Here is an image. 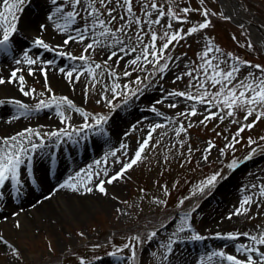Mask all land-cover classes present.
Returning a JSON list of instances; mask_svg holds the SVG:
<instances>
[{"label":"rangeland","instance_id":"rangeland-1","mask_svg":"<svg viewBox=\"0 0 264 264\" xmlns=\"http://www.w3.org/2000/svg\"><path fill=\"white\" fill-rule=\"evenodd\" d=\"M31 1L24 0V3L20 5L22 10L15 13L17 19L12 21L9 17V25L12 22L15 24L19 22L23 11L31 9ZM43 1H46L51 16L57 7L63 8L65 12L71 11L70 5L64 3V0H57L55 5L52 4V0ZM240 1L249 17L254 16L264 24V0ZM10 2H15V0H10ZM86 2L87 0H85ZM154 2L158 4L159 10L165 12L169 7L174 12H179L180 9L184 8L191 9L186 16L180 13L184 20L183 23H177L165 16L160 25L153 26L158 36H163L165 31L174 32L177 29L181 30L182 34L187 33L189 28L204 21L201 12L205 10L210 13L208 16L210 26L190 36L185 35V38L179 43L173 42L165 53V60L161 61V64L168 63V69L164 73L156 72L155 75H149L154 72L151 65H147L145 70L141 71L138 68L134 70L127 64V61L140 54L139 50L135 54L126 56L122 53L119 54L123 58L118 63L115 57L112 61H108V65L114 68L118 75V79L115 81L109 76L108 71H104L103 76L98 75L103 70L104 62L107 60L110 51H118L119 49V46L115 49H109L106 45L111 43L110 40L106 41L102 48L89 50L91 56L88 60V66L93 68L99 81L95 87L92 86V77L84 72V67L80 61L70 60L67 55L63 56L66 60V70H70L75 65L83 73L78 80L77 96L74 98L57 94L50 87L48 81L46 88L45 80L39 78L34 82H28L29 89L35 91L32 93L31 103L26 104V107L33 109L39 101H48L53 95L57 98L66 97L75 108H80L89 115L88 123L93 126L84 131H79L80 126L85 122L83 116L66 106L61 108L66 117V122L61 123V118L57 115L55 107H51L44 109L48 115L55 114V120L52 123L23 124L4 137L14 136L28 128L41 134L45 147L28 153L32 157L31 167H36L40 156L47 153L58 160L69 156L77 158V165L67 171L65 180L78 171L89 169L93 173H100L102 179L105 169L109 175L115 174L122 166L116 161L127 163L129 159L134 157L143 140L148 138L149 133H151V139L140 161L128 170L122 179L109 185L112 188L106 190L109 200L113 204L112 208L104 207L100 212L101 214L92 209L88 218L79 222H67L66 225L61 226V231L58 234H53V236L48 235L45 231L34 234L32 237L26 238L30 245L24 241L18 242L9 249L8 253L2 254L0 252V264H80L81 260L84 261V264H177L181 259H186L191 264H226L225 261L217 257H213L210 261L207 259L212 252L226 250L223 244L215 242L210 247L186 256V243L198 242L190 239L192 235H200L203 237L202 240H205L219 236L227 237L229 234L250 233L258 235L264 231V198L259 196V189L264 186V148L261 147L264 145V139H262L264 138V118L256 121L255 114H253L245 120L244 111L236 110L234 117H227L224 116L223 112H219L216 118L204 120V117L210 112H218L217 107L168 96V93L172 91L196 93V89L191 87L195 81L184 73L199 67L202 63L199 57L209 43L214 49L219 48L221 50V53L224 54L221 56L222 60H226V54L231 53L240 61L247 62V64L241 63L239 65L240 72L236 74L237 81L247 77L249 72L258 73L257 69L248 65L264 67V52L252 39L249 26L241 25L237 21L238 25H235L232 21L224 19L223 6L220 0H154ZM148 3L150 0H133V16L142 21L149 19L143 10V5ZM117 4L118 0H111L108 5L115 9L113 15L117 17L111 25H108L113 30L127 23V20L121 21L119 19L126 13ZM94 6L100 8L98 0ZM0 11H3V0H0ZM100 11L102 19H109L104 8H100ZM156 15V12H153L151 18L155 19ZM257 20L251 18V22L255 24ZM42 22L46 23L42 24V30L46 34L49 32H57L58 35L63 33L56 27L57 23H64L59 15L53 16L51 20L44 17ZM168 24L172 25L171 29L167 28ZM85 27H87L86 13L80 9V16L70 27L71 35H77L76 30ZM141 29L144 32L151 31L143 23L139 26L133 24L125 31L128 32L129 36L134 37L135 33ZM118 35L125 40L129 47L132 46L128 36H124L123 33ZM144 41L150 43V37L145 35ZM90 42H92L91 36L86 38L83 43L76 42L74 48L62 50V52L78 57L83 52L85 45ZM163 42L158 39L157 47L159 48ZM249 43L252 44L251 48L247 47ZM49 48L51 49L50 45ZM50 52L54 61L62 58L56 54L61 50L56 48L55 51ZM221 53H213L212 55L219 56ZM84 54L88 56V53ZM169 55L173 59L168 60L167 56ZM29 57H39L44 62L46 60L44 54L35 53ZM95 63L101 64L102 69H95ZM230 63H235V61H230ZM221 67L226 68L227 65L222 64ZM125 69L130 71L131 75L124 76ZM194 75L202 76L203 74L196 72ZM75 76L74 73L73 79ZM145 76H148L149 79L140 86L142 91L137 96L132 97L127 104L124 103L122 95L113 99L111 92L106 91V87L110 88L114 82L121 85V90L124 84H128L130 90H135L137 85L134 81L137 77L143 80ZM177 76H180L181 79L176 80ZM206 87L209 92L217 90L209 84H206ZM86 88L87 91H85ZM102 97L112 100V104L116 107L111 109ZM141 97H146V105L140 101ZM157 101L160 102L157 103ZM173 103L177 105L175 108L170 107V104ZM193 107H195L197 114L194 116L186 115ZM122 110L134 111L136 115L135 117L132 115L121 117L116 124L109 125L107 129L112 135V141L105 148L97 151V154L86 157L87 150L91 152V148L94 146L92 145L93 142L85 139L90 134L100 130L94 126L91 117L102 115L107 117L108 122ZM181 113H185V115H180ZM220 116H224V118L221 120ZM202 120L204 123H201ZM234 120L238 123H234ZM106 123L102 124L101 128L105 127ZM250 123L254 126L252 128L245 127V130L236 137V140H233L238 129ZM157 124L160 127L153 131ZM181 126L184 131L180 135H176L175 130ZM52 131L61 132L60 137H53L50 140L43 135ZM65 131L70 136L66 135ZM250 139L255 143L250 145ZM32 140L39 143L35 136ZM82 141H84L83 145H81ZM230 142L234 147L225 148V145ZM78 145L79 147H77ZM123 145L126 147H122ZM210 145L212 146L211 150L206 152L205 149ZM46 149L49 152H44ZM222 149L224 150L223 155L221 154ZM252 149L256 151L252 153ZM112 152H115L116 155L112 156ZM249 153H252L251 158L245 159ZM205 156L207 160L204 159ZM234 160L237 162L235 168L229 169L227 165ZM97 161L100 163L97 164ZM25 162L28 164L27 160ZM216 172H220L221 176L226 178H218L214 187L205 189L203 193L199 192L197 185ZM231 176V182L237 187L239 199L229 198V213L239 206L240 201L246 195L253 196L255 200H258L259 206L253 204L247 215L235 216L237 217L235 220L225 223L222 228L212 229L205 223L207 221L205 219H209L210 212H205L204 208L206 205L210 208L213 207L216 203L217 188H220ZM22 180L23 175L21 182ZM252 185L257 187L252 188ZM0 192L3 193L2 190ZM181 201L183 204L180 203ZM186 216L187 219H185ZM181 227H185L186 230L179 233L178 237L173 236V233ZM153 231L157 235L149 241L147 237ZM132 237H137L138 240L134 241ZM49 240H53L52 248L48 246ZM172 240L177 242L172 244L170 251L172 254H170L167 245ZM181 240H184L181 249L182 258L176 254L179 251L177 244ZM228 241L233 248L240 243H249L242 236L238 240L228 239ZM125 244H129L131 247L125 248ZM258 247L264 250V246ZM13 249L16 251V255H13ZM133 251L135 258L130 259ZM112 253H116V255H112ZM165 254L168 255L167 260L164 259ZM240 258L243 259V257ZM112 259L113 262H108Z\"/></svg>","mask_w":264,"mask_h":264},{"label":"snow or ice","instance_id":"snow-or-ice-1","mask_svg":"<svg viewBox=\"0 0 264 264\" xmlns=\"http://www.w3.org/2000/svg\"><path fill=\"white\" fill-rule=\"evenodd\" d=\"M97 0H64V3L69 4L71 7V11L65 12L63 8L57 7L52 16H49L48 19L51 20L53 16L59 15L60 19L63 20V24L57 23V29L61 31H68L71 25H73L77 17L80 16V9L86 13L87 19V27L85 28H78L77 35H68L66 39L63 40V46L68 45L70 42H79L83 43L86 38L89 36L92 37V42L87 43L83 49L81 55L73 56L70 53L66 54L64 52H57L58 56H65L73 61H80L84 67V72H87L89 76L92 77L93 84L92 86L95 87L96 83H99L97 80V74L94 72L92 67L88 66V60L91 56V52L89 50H95L97 48H102L105 46L106 41H111L106 46L109 49H115L119 46L118 51H110L107 56V60L104 62L103 70L98 74L100 76L104 75V71H108L109 76L115 81L118 79V75L114 68H111L108 65V61H112L113 58H117L116 62L118 63L120 59L123 57L119 54L129 55L135 54L139 50V55H135L134 58L127 61V64L135 70L138 68L141 71H144L147 65H151L154 69L153 73L149 75H155L156 72L164 73L166 69H168V63L161 64L162 60H165V53L169 49V46L173 44V42L179 43L180 40L185 38V35H192L200 30L207 29L210 26V22L208 21V13L206 10L201 12V15L204 17V21L197 26H193L187 30V33L182 34L181 30L177 29L174 32L165 31L163 36H158L157 31L154 29L153 26L160 25L161 20L167 16L169 19L176 21L177 23H183L184 20L181 18L180 13H183L186 16L191 9L184 8L180 9L179 12H174L171 7L167 9V11L159 10V6L154 0H150V3L143 5L144 14L149 19L142 21L139 18H135L133 16V0H118V7H122L126 13L125 16H120L119 19L121 21L127 20V23L122 24L120 27L115 28L114 30L110 28L108 25H111L117 17L113 15L115 11L114 8L109 7L108 5L111 3V0H98L100 8H104L106 10V15L109 19L105 20L102 19V13L100 8L95 7ZM24 3V0H15V2H10V0H3V11H0V30H2L3 35L0 38V49L7 50V46L9 44L10 37L16 31V24L12 22L9 25V17H11L12 21L17 19L15 13L20 9V5ZM57 0H52V4H56ZM79 6V7H78ZM153 12H156V18L152 19ZM224 19H228V17H224ZM146 24L150 32H144L142 29L135 33V36H129L128 32L125 29L129 28L131 25L135 24L137 26L141 24ZM242 27V26H241ZM167 28L171 29L172 25L168 24ZM119 33H123L124 36H128L129 42L132 43V46L129 47L128 44L125 43V40L119 36ZM148 35L150 37V43H145L144 36ZM162 40L164 41L160 47H157V41ZM134 41V42H133ZM34 47L42 48L49 51H55V49H50L49 45L45 43L42 39H36L34 41ZM247 47L251 48L252 44L249 43ZM84 53H88L86 56ZM213 53H221L219 48H213L211 43L207 45L206 50L201 54L199 59L202 63L199 65L198 68H194L191 71H187L184 75H187L195 81L191 87L196 89V93L190 92H183V91H172L168 93V96L173 97H180L187 99L189 101H194L197 104H207L217 107L218 112H210L209 115L204 117V120L214 119L218 116L219 112H223L224 116L227 117H234L236 110L244 111V119L247 120L248 117L253 116L255 114V120L259 121L261 118H264V67L261 65H248L249 67L255 68L258 70V73L249 72L248 76L242 80L237 81V73L240 72L239 65L241 63L247 64L246 61H240L238 57H233L231 53H227V59L222 60L221 55H212ZM168 60L173 59L170 55L167 56ZM230 61H235V63H230ZM38 62V58H30L28 53L25 52L23 55L22 60H16V64L19 65L21 63H26L27 65H36ZM47 64H52V61L46 62ZM94 63V62H93ZM226 64V68H222L221 65ZM95 69H102V65L99 63H95ZM20 69H15L11 71L10 76L8 79L0 78V85L4 84H12L14 82H18L20 85V91L25 96H30L35 90H25L24 88V76L19 75L18 72ZM64 76L75 83L79 80L80 75L83 73L80 72L75 65L71 67L70 70L66 71L65 68L61 67L59 69ZM42 74L45 76V87L47 88V74L41 69ZM201 72L202 76H196L194 73ZM74 73L76 74L75 79H73ZM31 69L28 71V75H33ZM124 76L131 75V72L127 69L123 72ZM149 77L145 76L143 80L140 77L134 81L137 85L135 90H130L128 84H124L122 86L118 83H113L110 88L106 87V91H110L112 94L113 99H115L118 95H122L124 97V103L127 102L132 98L137 96V94L142 91L141 85L144 83L145 80H148ZM181 77L177 76L176 80H180ZM234 81H237L234 83ZM206 84L211 85L212 88L217 89L215 92H209ZM50 91V89H48ZM120 90V91H118ZM87 91V88L85 89ZM107 105L114 109L116 105L112 104V100H108L105 97ZM160 101H157L159 103ZM17 105V113L14 116L15 119H19L20 116H25L32 111H39L42 108H51L55 107L57 111V115L61 118V123L66 122V117L64 116L63 111H61L62 106H66L68 109H72L75 112H78L84 118V124H82L79 128V131H84L92 127L88 123L89 115L83 112L80 108H75L73 103L67 99L66 97H59L57 98L53 95L48 101L41 100L39 103L36 104L35 109L27 108L24 104L20 103L19 101H13ZM177 105L175 103L170 104V107L175 108ZM154 111V109H153ZM196 109L193 107L190 112L186 115L194 116L196 115ZM180 115H185V113H181ZM224 116H220L222 120ZM91 119L94 121V126L97 129L103 130L101 125L107 122V117L98 115L93 116ZM204 120L201 123H204ZM234 123H238V121H233ZM254 124L250 123L246 126H241L238 131L236 132L233 140H236V137L240 135L241 132L245 130V127L252 128ZM160 127L159 124L155 125V128ZM176 135H180L181 132L184 131V128L181 126L177 128ZM66 135H69L65 131ZM44 136H47L50 140L53 137L59 138L61 132L59 131H52L48 133H44ZM33 136L39 141V143L33 142ZM151 139V133H149L148 138L144 139L143 142L140 144L139 148L136 150L135 155L133 158L129 159L127 163L117 160L116 163H120L122 166L118 172L113 175H109L108 171L105 169L103 171V179L100 178V173H93L91 169L87 171H78L74 175L69 176L64 183L60 185L61 189H69L74 193H80L81 195L85 193H93L98 192L102 195H107L105 185H111L115 181L122 179L125 176V173L128 170L132 169L134 165H136L145 151L146 146ZM264 139V138H262ZM239 142V141H236ZM255 141L249 140V144H253ZM45 147V142L41 137V134L38 132H34L33 129L28 128L24 131L17 133L14 136L7 137L0 139V190L6 188V182H11L13 188L16 189V195H22L21 189V177H22V170L21 165L25 164V160L28 162V167L30 169L32 157L28 155L30 152H35L37 149ZM122 147H126L123 145ZM211 145L205 149V151L211 150ZM234 147V145L230 142L229 144L225 145V148ZM264 148V145H261ZM256 150L252 149V153ZM224 150H221V154L223 155ZM245 159L251 158V154ZM112 156H115L116 153L112 152ZM207 160V157H204ZM97 164L100 161L96 162ZM237 162L234 160L227 165L229 169H234ZM95 177V182H94ZM218 178L223 179L226 177H222L220 172H216L213 175L207 177L201 184L197 185V190L201 193L205 191V189H210L215 186L218 181ZM92 185V186H89ZM252 188H256V185H252ZM259 196L264 198V186L260 187L259 189ZM3 193L0 192V200H3ZM51 196L45 197V199H50ZM183 204V201L180 202ZM253 204H257L259 206V201L255 200L253 196H244V198L240 201L239 206L233 211L231 214L232 216H241L247 215L250 207ZM187 219V216L185 217ZM231 219V216L229 217ZM16 228H20L21 224L16 222ZM186 230L185 227H181L177 229L176 232L173 233V236H179V233L184 232ZM82 235V234H81ZM157 233L155 231L151 232L147 239L150 241L152 240ZM241 236L248 240V244L240 243L237 244L235 247L236 252L239 254L240 257L243 259L238 258L234 255H228L223 251L212 252L208 255L207 259L210 261L213 257H217L222 261H225L226 264H264V250L258 246H264V231L260 232L258 235H252L250 233H241V234H229L226 239L229 240H238ZM193 241H200L203 239L200 235H192L190 237ZM132 240H138L137 237H132ZM176 240H172L171 243L167 245L169 252L171 251L172 244L176 243ZM3 237H0V244H4ZM125 248H130L129 244L124 245ZM13 255H16V251L13 249ZM112 255H116V253H112ZM135 258V252L131 253L130 259ZM168 255L165 254L164 259L167 260ZM80 264H84V261L81 260Z\"/></svg>","mask_w":264,"mask_h":264},{"label":"bare ground","instance_id":"bare-ground-1","mask_svg":"<svg viewBox=\"0 0 264 264\" xmlns=\"http://www.w3.org/2000/svg\"><path fill=\"white\" fill-rule=\"evenodd\" d=\"M220 1L225 12L230 11L232 19L245 23L250 27L249 33L252 39L264 52V24L254 16L250 17L255 19V21L257 20V23L251 22V18L246 13V10H244L240 0ZM45 2L43 0H32L30 2L31 9L23 11L21 14L19 22L16 23V31L10 37L7 50L0 49V78L8 79L11 71L20 69L18 76H24V88L27 91L30 90L28 87L30 82H34L39 78L45 80V76L41 72V69H43L47 74V81L55 93L75 98L79 82L72 83L59 71L61 67L66 70V60L64 57L54 61V57L51 58L49 50L45 51V49L34 47L36 39H42L51 46V49L57 48L61 51H66L76 46V42H70L68 45L63 46V40L72 34L70 28L69 31H63L60 35L55 30L53 31L56 33L49 32L48 34L42 30V24H46L42 22L43 18L50 15ZM2 35L3 32L0 30V38H2ZM25 52L29 56L35 53H38V55L44 54L46 60L44 62L38 57L36 65L29 66L26 63L17 65L16 60H22ZM47 61H52V64H47ZM29 69L32 70L33 75H28ZM19 89L20 85L18 82L0 85V139L8 136L13 129L23 124H47L55 120V114L48 115L44 108L15 119L14 116L18 109L13 101H19L27 106L26 104L31 103L33 99L32 94L25 96ZM145 98L141 97V100L139 99L143 105H146L147 102ZM129 115L135 117L136 113L134 111L122 110L119 114L108 120L105 127H102V131L98 130L90 134L85 140L93 142L92 145L94 147L91 148V152L87 150L86 157L97 154V151L105 148L112 141V135H110L107 129L109 125H114L121 117ZM83 144L84 141H82L81 145ZM44 152H49V150L46 149ZM77 162V158H73L72 156L63 157L58 160L51 157L49 153L40 156L36 167L30 166L29 169L28 164L25 162L24 165H21L23 180L25 182L23 180L21 182L22 195L19 196L16 195V189L12 187L10 181L6 182V188L2 189L4 198L0 200V237H3L4 241H6V243L0 244V252L2 254L8 253L9 249L18 242L24 241L29 244L26 238L32 237L41 231H45L50 236L58 234L61 231V226L66 225L67 222H79L88 218L92 209L101 214L100 212H102L104 207L112 208L113 204L110 202L108 194L105 196L98 192H93L81 195L69 189L60 188V185L65 182V174L68 170L75 167ZM231 179L232 176L220 188H217L215 194L216 203L213 207L210 208L206 205L204 208L205 212H210L209 219H205L207 220L205 223L212 229H220L225 223L237 218L231 215L233 212L229 213L228 211L229 198L239 199L237 187L231 182ZM110 188L112 187L107 184L105 185L106 190ZM112 190L111 193L114 191ZM47 196H51V198L45 199ZM230 216L231 219H229ZM16 222L21 224L20 228L15 227ZM52 241L49 240L48 242L50 248L53 247ZM183 241L181 240L177 244L179 251L176 254L180 258H182L181 249L184 245ZM215 242L221 243L226 247V250L222 249L224 253L228 255L233 254L240 258L235 250L236 246L233 248L232 244L224 236L200 240L194 242V244L187 242L185 246L187 248L185 249L187 251L186 256L187 254L189 255L190 253L210 247ZM111 261L113 262V259L108 260V262ZM177 264L191 263H188L186 259H181Z\"/></svg>","mask_w":264,"mask_h":264},{"label":"water","instance_id":"water-1","mask_svg":"<svg viewBox=\"0 0 264 264\" xmlns=\"http://www.w3.org/2000/svg\"><path fill=\"white\" fill-rule=\"evenodd\" d=\"M220 3H221V1H220ZM224 13H225V16L228 17V19L231 20L235 25H238V23H239V24H241V25L248 26V25L245 24V23H240L239 21H237V20H235V19H232V18L230 17V11H229V12H225V10H224ZM236 21H237L238 23H237ZM255 27L257 28V26H255ZM248 28H249V27H248ZM249 29H250V28H249Z\"/></svg>","mask_w":264,"mask_h":264}]
</instances>
